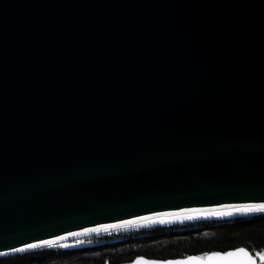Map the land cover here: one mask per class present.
Masks as SVG:
<instances>
[{
    "label": "water",
    "instance_id": "water-1",
    "mask_svg": "<svg viewBox=\"0 0 264 264\" xmlns=\"http://www.w3.org/2000/svg\"><path fill=\"white\" fill-rule=\"evenodd\" d=\"M261 200L264 0H0V258Z\"/></svg>",
    "mask_w": 264,
    "mask_h": 264
},
{
    "label": "trees",
    "instance_id": "trees-1",
    "mask_svg": "<svg viewBox=\"0 0 264 264\" xmlns=\"http://www.w3.org/2000/svg\"><path fill=\"white\" fill-rule=\"evenodd\" d=\"M81 247L41 248L0 258V264H132L204 257L243 247L264 254V215L196 220L151 230L86 238ZM258 264H264L259 262Z\"/></svg>",
    "mask_w": 264,
    "mask_h": 264
},
{
    "label": "snow or ice",
    "instance_id": "snow-or-ice-1",
    "mask_svg": "<svg viewBox=\"0 0 264 264\" xmlns=\"http://www.w3.org/2000/svg\"><path fill=\"white\" fill-rule=\"evenodd\" d=\"M262 214L264 215V200L258 203H247V204H222L214 208H180L178 211H166V212H153L148 216H140L135 220H125L120 224L108 225L101 224L97 227L83 228L78 232H68L63 236H56L50 240H41L36 243L25 244L23 247L13 249L16 252H26L30 249L41 248V247H70L67 243L69 237H80L87 236L93 232H104L110 228L124 227L135 225L140 222L144 223H170L173 220H191L198 216H234V215H253ZM77 243L81 241L77 240ZM239 257V261L233 260L232 258ZM261 259L264 260V254H261ZM137 264H155V262L138 261ZM167 264H255V261L246 253L243 249H239L237 252L225 253L223 256L219 253H213L204 257H189L183 261H171Z\"/></svg>",
    "mask_w": 264,
    "mask_h": 264
},
{
    "label": "bare ground",
    "instance_id": "bare-ground-1",
    "mask_svg": "<svg viewBox=\"0 0 264 264\" xmlns=\"http://www.w3.org/2000/svg\"><path fill=\"white\" fill-rule=\"evenodd\" d=\"M236 215L234 216H220V217H197V218H194V219H191V220H173L172 222L170 223H138V224H135V225H132L128 228H147V227H150V226H158V225H167V224H172V223H177V222H191V221H196V220H208V219H213V218H231V217H235ZM127 229V228H126ZM50 248H53V247H50Z\"/></svg>",
    "mask_w": 264,
    "mask_h": 264
},
{
    "label": "rangeland",
    "instance_id": "rangeland-1",
    "mask_svg": "<svg viewBox=\"0 0 264 264\" xmlns=\"http://www.w3.org/2000/svg\"><path fill=\"white\" fill-rule=\"evenodd\" d=\"M215 219H223V218H215ZM191 222H193V221H191ZM184 223H187V222H177V223H172V224H167V225H158V226L167 227V226H175V225L184 224ZM155 227H157V226H150L147 228H127V229H123L120 231H114L113 233H110V234L111 235H113V234H127L130 232H136V231H142V230H151V229H154ZM79 240H81V239H79Z\"/></svg>",
    "mask_w": 264,
    "mask_h": 264
},
{
    "label": "flooded vegetation",
    "instance_id": "flooded-vegetation-1",
    "mask_svg": "<svg viewBox=\"0 0 264 264\" xmlns=\"http://www.w3.org/2000/svg\"><path fill=\"white\" fill-rule=\"evenodd\" d=\"M110 233H113V232H110ZM110 233H108V234H103V235H111ZM102 235V236H103ZM113 235H116V234H113ZM97 236H101V235H97ZM90 237H96V236H90ZM90 237H87V238H90ZM84 239H86V238H83V239H81V240H84ZM81 240H79V241H81Z\"/></svg>",
    "mask_w": 264,
    "mask_h": 264
},
{
    "label": "built area",
    "instance_id": "built-area-1",
    "mask_svg": "<svg viewBox=\"0 0 264 264\" xmlns=\"http://www.w3.org/2000/svg\"><path fill=\"white\" fill-rule=\"evenodd\" d=\"M110 233V232H109ZM104 234H108V233H104Z\"/></svg>",
    "mask_w": 264,
    "mask_h": 264
}]
</instances>
